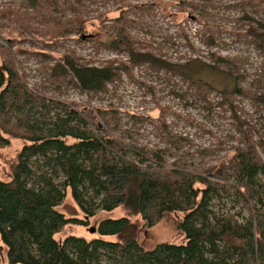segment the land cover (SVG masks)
<instances>
[{
    "label": "trees",
    "instance_id": "1",
    "mask_svg": "<svg viewBox=\"0 0 264 264\" xmlns=\"http://www.w3.org/2000/svg\"><path fill=\"white\" fill-rule=\"evenodd\" d=\"M39 8L43 19L62 27L55 35L85 30L82 20L67 27L54 10ZM109 44L134 63L149 62L189 78L196 72L198 61L158 58L124 27L112 31ZM117 69L69 56L53 67L93 93L105 91ZM95 122L93 111L46 98L22 81L14 63L0 60V148L13 139L23 142L9 179H0V241L8 264H264V162L250 137L243 136L227 160L199 170L182 158L166 166L161 148L150 156L148 146L111 136ZM68 190L87 219L120 207L127 215L100 219L97 237L70 234L60 240L56 234L66 225L87 223L58 209ZM224 192L241 197L247 216L216 209ZM178 213L183 241L151 249L140 244L131 216L152 227Z\"/></svg>",
    "mask_w": 264,
    "mask_h": 264
},
{
    "label": "rangeland",
    "instance_id": "2",
    "mask_svg": "<svg viewBox=\"0 0 264 264\" xmlns=\"http://www.w3.org/2000/svg\"><path fill=\"white\" fill-rule=\"evenodd\" d=\"M41 5L54 10L67 27L82 20L85 30L55 35L62 27L39 15ZM119 27L158 58L176 64L198 61L196 72L189 78L149 62H132L109 44ZM36 30L39 34H33ZM0 33V60L14 63L29 87L80 112L93 111L101 129L148 146L150 156L161 148L166 166L182 158L193 168L207 169L227 160L243 136L253 140L264 162V0H39L35 5L0 0ZM65 56L95 66L109 62L118 75L105 91L84 92L72 75L54 72ZM22 146L13 139L0 148V179H9ZM215 204L228 214H248L232 192H224ZM58 209L87 222L66 225L56 234L60 240L70 234L97 237L91 229L100 219L127 215L120 207L87 219L69 190ZM181 217L168 214L148 227L140 216H131L139 225L137 239L147 249L183 241ZM0 264H8L1 241Z\"/></svg>",
    "mask_w": 264,
    "mask_h": 264
},
{
    "label": "water",
    "instance_id": "3",
    "mask_svg": "<svg viewBox=\"0 0 264 264\" xmlns=\"http://www.w3.org/2000/svg\"><path fill=\"white\" fill-rule=\"evenodd\" d=\"M97 230V228L95 227V228H92L91 229V232H95Z\"/></svg>",
    "mask_w": 264,
    "mask_h": 264
}]
</instances>
